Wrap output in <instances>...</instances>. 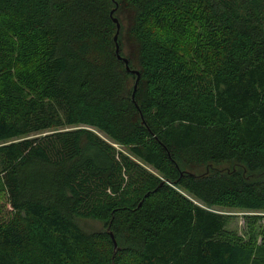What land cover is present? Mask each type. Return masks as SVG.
<instances>
[{
	"label": "trees",
	"instance_id": "16d2710c",
	"mask_svg": "<svg viewBox=\"0 0 264 264\" xmlns=\"http://www.w3.org/2000/svg\"><path fill=\"white\" fill-rule=\"evenodd\" d=\"M114 3L0 0V264H264V0Z\"/></svg>",
	"mask_w": 264,
	"mask_h": 264
},
{
	"label": "rangeland",
	"instance_id": "374dc122",
	"mask_svg": "<svg viewBox=\"0 0 264 264\" xmlns=\"http://www.w3.org/2000/svg\"><path fill=\"white\" fill-rule=\"evenodd\" d=\"M120 1L121 0H115L114 8L120 7ZM117 18L120 21L121 24V42H122V49L123 54L127 57L130 56L134 60L135 55V48L132 43V40L129 35V28L132 21V13L130 11H127L125 9H121V11H118L116 13ZM119 33V34H120ZM135 61V60H134ZM117 148H119L117 146ZM177 156L180 157V162L183 165V168L194 171L198 174H202L207 170L208 165L207 164H190L185 162V158L182 156L181 153L177 152ZM234 167H237L238 169L240 167L236 166L233 162H226L220 165H214L211 168V171H230ZM1 194H0V200H1ZM219 212L227 215L229 217V224L227 226V229L230 231L237 232L240 235H245L247 231V215H261L262 219L260 222L257 221V226L264 223V211L259 212H252V211H244V210H235V209H217ZM80 224L82 227L86 230H98L101 229L104 226V223L96 220H81ZM258 226V227H259ZM260 239V237H259Z\"/></svg>",
	"mask_w": 264,
	"mask_h": 264
},
{
	"label": "water",
	"instance_id": "95a60500",
	"mask_svg": "<svg viewBox=\"0 0 264 264\" xmlns=\"http://www.w3.org/2000/svg\"><path fill=\"white\" fill-rule=\"evenodd\" d=\"M116 8H114L112 11H111V16H112V19L113 21L116 23L117 25V31H116V34H115V37H114V40H115V43H116V53L118 55V58L119 59H122L125 64H126V67L129 71H132L134 74L137 75V79H136V83H135V86H134V93H133V98L135 97V93L137 91V88H138V82H139V79H140V72L138 70H131L130 66H129V60L125 57H123L121 54H120V44L118 42V38H119V33H120V29H121V24H120V21L117 17L114 16V12H115ZM110 235H111V238L115 244V247H117L118 243H117V240H116V237L114 235V233L112 231H109Z\"/></svg>",
	"mask_w": 264,
	"mask_h": 264
}]
</instances>
